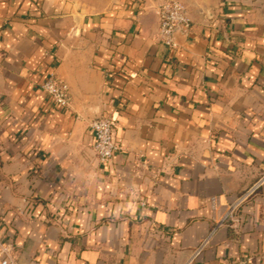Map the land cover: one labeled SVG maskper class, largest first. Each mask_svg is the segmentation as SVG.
Wrapping results in <instances>:
<instances>
[{"label": "crops", "instance_id": "obj_1", "mask_svg": "<svg viewBox=\"0 0 264 264\" xmlns=\"http://www.w3.org/2000/svg\"><path fill=\"white\" fill-rule=\"evenodd\" d=\"M164 1L0 0V258L264 264V0H179L193 23L176 49ZM52 71L65 107L42 88Z\"/></svg>", "mask_w": 264, "mask_h": 264}, {"label": "built area", "instance_id": "obj_2", "mask_svg": "<svg viewBox=\"0 0 264 264\" xmlns=\"http://www.w3.org/2000/svg\"><path fill=\"white\" fill-rule=\"evenodd\" d=\"M159 16V41L169 49H176L177 35H187L192 29V16L188 7L179 0H166L158 8ZM43 90L56 105L65 107L69 104L68 89L54 73L50 72L42 84ZM91 127L95 137V151L100 162H109L114 152L119 148L115 135V119L103 114L92 121ZM234 208L236 207L233 206ZM233 207L230 212H232ZM3 245V256L0 264H12L11 250Z\"/></svg>", "mask_w": 264, "mask_h": 264}, {"label": "rangeland", "instance_id": "obj_3", "mask_svg": "<svg viewBox=\"0 0 264 264\" xmlns=\"http://www.w3.org/2000/svg\"><path fill=\"white\" fill-rule=\"evenodd\" d=\"M70 12L85 14L107 10L111 0H63Z\"/></svg>", "mask_w": 264, "mask_h": 264}]
</instances>
